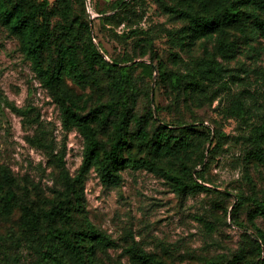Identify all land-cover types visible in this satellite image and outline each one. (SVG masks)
I'll list each match as a JSON object with an SVG mask.
<instances>
[{
	"label": "rangeland",
	"instance_id": "rangeland-1",
	"mask_svg": "<svg viewBox=\"0 0 264 264\" xmlns=\"http://www.w3.org/2000/svg\"><path fill=\"white\" fill-rule=\"evenodd\" d=\"M31 1L47 2L51 45L42 54L43 66L55 62L61 45H73L85 81L63 75L53 89L46 88L17 40L0 27V179L7 169L15 191L8 212L0 213V264H35L24 207L40 215L45 235L42 213L59 200L57 158L70 175L79 169L84 138L74 124L63 123L64 109L86 115L108 103L117 105V113L122 103L129 109L125 158L152 160L204 188L180 195L162 173L130 167L121 171L119 185L106 187L92 168L81 206L69 221L56 219L55 227L72 237L88 220L103 237L92 255L84 250L93 264H256L262 258L256 229L264 235V215L251 218L250 212L253 200H264V36L255 33L253 21L233 23L221 37L188 51L179 38L190 19L171 11L219 16L232 0ZM254 10L264 19V8ZM85 24L100 53L96 61L86 59ZM231 44L235 56L229 59L224 54ZM100 60L116 62V68L106 71ZM161 72L181 77L180 87L162 82ZM122 74L128 83L120 93L112 83ZM188 83L204 91L201 105L190 98ZM238 99L245 104L229 115ZM112 119L91 124L103 150L113 138ZM160 133L170 142L200 145L189 159L165 165L152 148ZM39 136L45 148L34 143ZM5 191L0 182V204ZM55 253L76 264L64 244Z\"/></svg>",
	"mask_w": 264,
	"mask_h": 264
},
{
	"label": "trees",
	"instance_id": "trees-1",
	"mask_svg": "<svg viewBox=\"0 0 264 264\" xmlns=\"http://www.w3.org/2000/svg\"><path fill=\"white\" fill-rule=\"evenodd\" d=\"M255 7L264 8V1L232 0L219 16L202 15L190 17L184 11L173 9L171 13L175 18L182 19L189 17L190 19L188 24L182 28L183 31L181 30L182 34L179 39L182 46L180 47H186L189 51L200 41H212L219 36L221 37L225 27L236 22L247 23L250 20L254 23L255 33L264 36V19L259 17V14L254 10ZM46 8L47 2L36 3L31 0H19L18 3L9 6L1 1L0 27L9 36L17 40L22 54L30 62L32 70L40 83L46 88L53 89L63 75L85 81V76L79 65L78 52L73 45H61L57 51L55 62H50L46 67L43 66L42 54L51 45L49 13ZM84 27L88 38L85 50L86 59L88 62L96 61L94 57H100V53L91 40L88 25L85 24ZM226 53L229 54H224L225 57L229 59L233 58L235 56V46L232 44L228 45ZM99 63L106 71L116 68V62H113L115 63L113 64L100 60ZM161 73L162 82H168L170 88L178 89L180 87L182 83L181 77L176 74H169L167 78L164 72ZM126 77L125 74H122V77L112 83L113 88L120 93H123L124 87L128 83ZM187 89L189 90L190 98H192L194 104L196 103L197 106L201 105V102L206 99L204 91L197 83H188ZM65 97L69 100L71 107L75 105L73 100L68 99V96ZM243 104H245L243 99L235 100L233 108H230L228 114L236 115ZM116 106L113 103L104 104L94 108L86 115H78L69 108L64 109L63 123L67 126L70 123L74 124L84 138L83 156L75 175L69 174L61 157L57 158L60 163L58 176L60 181L59 200L49 211L42 213L48 227L45 235L40 233V215L28 207H24V217L27 223L26 243L37 258L35 264H43L47 260H49V264H67L61 256L55 253L62 244L74 255L76 264H93L87 261L93 253V247L95 245H103V237L98 230L85 219V228L75 232L70 237L67 230L58 229L54 225L56 219L69 221L73 212L81 206L85 178L92 168L98 170L101 184L106 187L119 185L122 182L121 171L130 167L132 169L144 168L162 173L164 177L171 181L174 191L180 195L193 192L196 188H204L196 181L192 183L185 182L181 176L169 168L157 167L152 160L125 158L123 150L127 145L126 131L129 123V109L122 103L124 110L117 113ZM16 111L20 112L21 110ZM112 115L113 138L109 148L103 150L101 143L96 138L97 131L91 124H101L106 122L107 119L109 121V116ZM262 128L264 129V122H262ZM140 134L143 135V132L140 131ZM166 138L165 134L160 133L153 142L152 148L158 162H162L165 165L168 164L169 166L175 165L182 157L189 159L200 145V142H196L194 145L178 141L170 142ZM34 143L42 148L46 147L45 140L41 136L37 137ZM47 153L52 155L53 151ZM195 177L199 179L201 175L195 173ZM0 182L6 186V191L1 197L3 204H0V213L3 214L8 212L10 204L15 197L14 180L5 168L1 170ZM253 203L254 209L250 212V217L264 215V200H253ZM256 233L261 242V244H258V255H262V258L256 264H264V235L259 229H256ZM86 243L91 246L85 247ZM84 250L89 251L91 255L86 252L84 253Z\"/></svg>",
	"mask_w": 264,
	"mask_h": 264
}]
</instances>
